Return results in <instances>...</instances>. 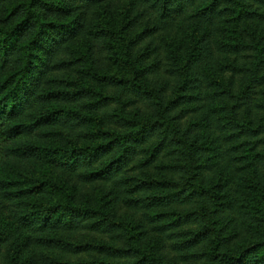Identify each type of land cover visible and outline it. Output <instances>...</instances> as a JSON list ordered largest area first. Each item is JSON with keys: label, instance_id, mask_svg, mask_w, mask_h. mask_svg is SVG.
Instances as JSON below:
<instances>
[{"label": "trees", "instance_id": "trees-1", "mask_svg": "<svg viewBox=\"0 0 264 264\" xmlns=\"http://www.w3.org/2000/svg\"><path fill=\"white\" fill-rule=\"evenodd\" d=\"M0 11V264H264V0ZM233 165L260 198L240 210ZM234 219L256 238L235 252Z\"/></svg>", "mask_w": 264, "mask_h": 264}, {"label": "rangeland", "instance_id": "rangeland-1", "mask_svg": "<svg viewBox=\"0 0 264 264\" xmlns=\"http://www.w3.org/2000/svg\"><path fill=\"white\" fill-rule=\"evenodd\" d=\"M3 25H4L3 24V14L0 11V26H3ZM248 28L249 27L243 26V27L239 28V31L241 33H245ZM249 30H250V28H249ZM66 73L54 74V79H56L57 81L65 82V81H73L74 79H76V77H78V74L75 72L70 73L69 71H66ZM163 79L165 81H168L169 85H170V83L172 84V85H170V87H174L175 82H173V78L171 79V77L164 75ZM112 95L113 94H111V96ZM114 98H116V97H114ZM195 103H196V101H194V103L190 102L189 104L182 106L183 112L185 113L186 117L190 116L191 109H193V107L196 106ZM84 112L86 114H91L90 110H88V109L84 110ZM99 113L100 112H94L95 115H99ZM224 154H225L226 158L229 157L230 155H234L233 150H231V149L226 151ZM162 162L165 164L166 160L162 159ZM245 173L246 172L242 168H240L239 166L233 165V178L235 179V182H233L232 186L234 188H236V190L239 193V195L237 194V196L235 197L236 198V210L239 208L242 209L253 198H256L257 201L260 200L258 192H256V197H255V196H253L252 189H250V188L246 189V187L248 186V183H246L247 176ZM66 178H67V176L64 175L63 179L65 180ZM74 179L77 180V177L74 176ZM261 186L264 188V176L261 180ZM98 189L99 188L97 185H90V186H87L86 192L87 193L90 192V194L92 196H94L95 194H97L96 191ZM127 201H128L127 198H123L124 203H122L119 207L118 219L123 220L127 223H134L137 220H141L140 212L138 210L134 209L133 207H131L130 205H127ZM236 223H237V221H236V219H234L233 223L230 224V229L233 230L232 231L233 232L232 233L233 238L231 240L230 249L234 252L246 247L248 244H251L256 240L254 234L247 232V229H244V228L239 229L237 227L235 229ZM83 236L86 239L92 238V236L88 235V234H85ZM190 254H191V258L188 256V253H186V252L184 253L183 256H179L180 257L179 264H206V263L201 262L197 259L195 254L198 255V253H196L195 250H191ZM178 255H180L179 252H178ZM182 257L185 258L183 261L181 260ZM90 260H92V259L89 256L79 255V256H65L61 261H69L71 263H77L79 261L86 262V261H90Z\"/></svg>", "mask_w": 264, "mask_h": 264}]
</instances>
